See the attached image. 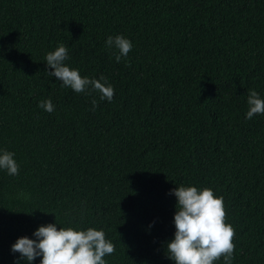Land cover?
<instances>
[{
    "label": "trees",
    "instance_id": "obj_1",
    "mask_svg": "<svg viewBox=\"0 0 264 264\" xmlns=\"http://www.w3.org/2000/svg\"><path fill=\"white\" fill-rule=\"evenodd\" d=\"M116 35L133 44L120 62ZM61 44L111 102L48 75ZM249 90L264 99V0H0V154L20 166L0 170V264H27L11 246L47 224L103 230L106 264H175L180 185L223 197L232 264H264V114L246 119Z\"/></svg>",
    "mask_w": 264,
    "mask_h": 264
},
{
    "label": "clouds",
    "instance_id": "obj_2",
    "mask_svg": "<svg viewBox=\"0 0 264 264\" xmlns=\"http://www.w3.org/2000/svg\"><path fill=\"white\" fill-rule=\"evenodd\" d=\"M105 46L115 50L117 62L122 58L126 60L133 48L132 42L122 35L109 36ZM68 58V50L63 44L54 52H49L44 59L54 71L47 72L48 75L62 81V87L89 95L97 92L100 101L111 102L114 88L106 77H82L78 69H70L64 63ZM91 103L95 109L97 100L93 99ZM247 105L246 119L264 114V99L255 90H249ZM38 107L48 113L55 111L51 99L41 101ZM14 156L15 153L7 150L0 154V170H5L10 176L19 174L20 166ZM171 194L177 199L174 215L176 231L174 239L167 242V257L175 264H214L221 257L224 264H232L235 231L225 223L223 197L214 196L211 189L198 190L195 186L183 185L172 190ZM33 235L36 239L21 237L11 246L12 252L20 253V259L26 260L27 264H32L37 257H42L40 264H106L104 257L115 251L114 244L106 240L105 232L95 228L75 230L61 227L57 230L56 224H47L38 227Z\"/></svg>",
    "mask_w": 264,
    "mask_h": 264
}]
</instances>
